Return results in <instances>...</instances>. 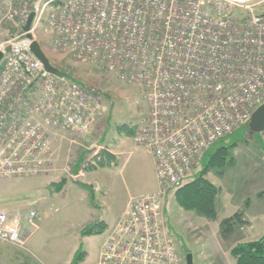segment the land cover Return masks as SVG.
Segmentation results:
<instances>
[{
    "label": "built area",
    "instance_id": "2783aa9c",
    "mask_svg": "<svg viewBox=\"0 0 264 264\" xmlns=\"http://www.w3.org/2000/svg\"><path fill=\"white\" fill-rule=\"evenodd\" d=\"M3 1L0 25L23 32L0 41V53L9 50L0 70V180L52 173L57 132L85 141L105 111L99 88L51 74L32 55L24 27L33 14L28 34L45 22L55 50L143 91L134 141L154 162L158 190L130 199L97 264H185L165 229L168 192L264 103V11L256 10L264 0ZM192 126L198 134H187ZM41 218L36 209L0 212V243L25 249Z\"/></svg>",
    "mask_w": 264,
    "mask_h": 264
},
{
    "label": "rangeland",
    "instance_id": "374dc122",
    "mask_svg": "<svg viewBox=\"0 0 264 264\" xmlns=\"http://www.w3.org/2000/svg\"><path fill=\"white\" fill-rule=\"evenodd\" d=\"M2 4L5 6L3 1ZM53 8L54 6L50 7L48 11ZM4 9L1 5L0 18ZM256 10L264 11V5ZM1 26L0 40L16 36L17 31H20V28L9 21ZM33 33L34 39L57 69V75L81 85L96 86L104 94L105 111L99 115L85 145L106 146V153L113 158L112 153L118 155L121 152H132V155L123 169L119 164L121 157L117 156L110 167H98L92 173L90 169L96 163L92 154L97 149L90 147L91 150L87 151L89 155L81 157L82 163L89 166L83 169L86 184L82 176L78 178L82 179L80 182L73 180L74 176L82 174L80 171L73 173L80 159L72 154L68 158V155L66 158L64 156L62 160L65 164L70 162V169L67 168L69 173L65 172V177L57 174L58 176L53 177L54 180L45 176L0 180V212L10 214L17 210L39 211L42 218L37 221V229L26 236L29 237L26 250L22 249L37 264H74V260H79L78 264H97L105 236L121 218L127 201L131 197L147 193L154 185V162L143 148L134 143L139 110L144 103L143 91L135 85L118 80L115 75L102 72L96 66L81 63L55 50L52 35L45 22ZM76 143L84 145L78 141ZM222 147L228 148L226 159L227 162L233 160L232 165L219 167L217 159L206 175L208 182L220 190L216 198V219L206 220L195 212L184 210L177 202V191L173 190L168 195L165 229L169 237L177 242V252L185 264L188 255L192 256L193 264H217L212 262L213 257H217L218 264H228L229 261L223 258L224 244L213 234V229L218 227L220 219L226 215L246 209L261 214L263 216L261 222H257L256 233L264 234V194H261L264 192V132L252 134L242 127L216 143L213 150ZM60 157H56V165ZM202 170L203 167L199 164L184 186L192 182ZM89 173L92 174L87 175ZM62 179L67 184L57 193L53 186ZM98 222L104 226L101 233L82 235L84 228Z\"/></svg>",
    "mask_w": 264,
    "mask_h": 264
},
{
    "label": "trees",
    "instance_id": "16d2710c",
    "mask_svg": "<svg viewBox=\"0 0 264 264\" xmlns=\"http://www.w3.org/2000/svg\"><path fill=\"white\" fill-rule=\"evenodd\" d=\"M244 127L247 131H249L247 125ZM236 131L231 135L236 133ZM231 145L235 146L236 144ZM213 149L214 148H211V150L206 151L202 156L200 165L203 167V170L201 171V173L192 182L188 183L185 186L183 185V188L180 187L178 190H176L177 202L184 210L195 212V214H197L198 216L210 220H214L217 218L216 198L219 193V189L208 182V180L206 179L207 172L211 171L213 167L212 165L216 163L215 160L217 159L219 167L223 168L232 165L233 162V160H228L227 162V147H222L216 150ZM111 158L113 157L108 155L106 152H102L101 160H98V162L95 164H92L91 162L92 167L90 170H95L98 167L109 165V160H111ZM93 160L96 161L94 158ZM66 184L67 181L62 179L60 182L55 183L53 187L54 189H56V192L59 193L65 188ZM240 224H243L241 214H237L232 216L231 218L223 220L220 225L222 236L224 238H228L230 235H232L234 229ZM103 227L104 226L102 223H95L94 225L84 228L82 230V235L91 236L99 234L101 233ZM81 254L85 256L84 252H81ZM230 256L235 264H264V234L257 239L237 243L230 250ZM78 261L74 260L73 263L78 264Z\"/></svg>",
    "mask_w": 264,
    "mask_h": 264
},
{
    "label": "crops",
    "instance_id": "0c3cea01",
    "mask_svg": "<svg viewBox=\"0 0 264 264\" xmlns=\"http://www.w3.org/2000/svg\"><path fill=\"white\" fill-rule=\"evenodd\" d=\"M2 1L3 0H0V6L2 5L5 8L4 9L5 11L3 13V15H4L6 12V5L7 4L5 1H3L5 4V6H4L2 4ZM7 31H10V29ZM3 40L4 39H2L0 41H3ZM81 143H83L85 145L87 142L82 141ZM77 145L78 146H76L75 143L72 144V138L70 136L64 134L63 132H57V138L54 141V150L56 152V155L59 157L61 156V157H60V160L58 161V164L56 165V170H54L53 173L48 174V176H45L46 178H50L51 180H54L53 177L58 176L57 174L65 177V170H66L65 168H67V166L70 165V162H67L65 164L62 162V160H63L64 156L66 158V155H68L67 156V158H68L71 156L70 154H72L73 156H77L80 159V161L77 162V165H75V167L73 169L74 171L72 170L73 173L80 171V173L82 174V177L84 178L83 182L86 181V179H85L86 176H84L85 171H83V169L85 170V168H88L89 166H87L85 163H82L81 157H83L82 155L88 154L87 151H89V150H87V147H90L91 145L90 146H86V145L84 146V145H81L79 143H77ZM94 146H100V147L104 148V150L103 149L99 150V148H98V150L92 154V158H94L96 160V163H97L98 160H101V158H102V152H104V151L107 152V149L105 148L106 146H102L99 144H94ZM108 150L111 152V149H108ZM85 152H87V153H85ZM95 153H97V155H95ZM112 154H113L112 156H114V158H111V160H109V162H110L109 165H106L104 167H108V166L110 167V165L113 163L115 157L119 156V157H121L119 164L121 163V165H122L121 169H123L125 167L127 161L129 160V157L132 155V152H121V153H117L118 155H116L114 153H112ZM148 156L151 158V156L149 154H148ZM151 160H152V158H151ZM67 161H68V159H67ZM60 166L64 167V169L62 170V168H60ZM81 166H82V168H81ZM80 168H81V170H80ZM95 170L97 171L98 169H95ZM95 170H92V173H93V171L95 172ZM92 173H89L87 175H91ZM85 184H86V182H85ZM156 188H157V183H156L155 167H154V185H153V188L150 191H148L147 193L155 191ZM143 194H146V193H143ZM143 194H140V195H143ZM261 194H264V192ZM261 194H259V195H261ZM140 195H138V196H140ZM262 197H264V195H262ZM131 198H133V197H131ZM130 199L127 201L121 215L123 214V212H124L128 202L130 201ZM237 214H241V219H242L243 224H240L239 226H237L234 229L232 235H230L228 238H224L222 236V233H221V226H220L221 222L223 220L231 218L232 216L237 215ZM262 216L263 215H261V214L258 215L256 213L251 212V211L246 209V210H243L239 213L236 212V213H233L232 215H226V217L220 219L221 222L218 223L217 228H214L215 230L213 229V234L217 240L220 239L223 242V244H224V246H223V258L225 261H229L228 264H235V262L233 261V259L230 256V250L237 243L254 240V239H257L258 237H260L261 235H263V234L258 235V233H256L257 222H261L260 220H261ZM204 219L209 220L207 218H204ZM164 220H165V217H164ZM216 221H219V220H216ZM165 228H166V223H165ZM227 239H229V241H225ZM174 242L176 243L177 249H178L177 242L176 241H174ZM212 262L213 263L217 262V264H218L217 257H213ZM0 264H37V263L32 259V257L28 256L26 251L19 249L15 246L0 243Z\"/></svg>",
    "mask_w": 264,
    "mask_h": 264
},
{
    "label": "water",
    "instance_id": "95a60500",
    "mask_svg": "<svg viewBox=\"0 0 264 264\" xmlns=\"http://www.w3.org/2000/svg\"><path fill=\"white\" fill-rule=\"evenodd\" d=\"M34 15L32 14L28 22L24 28L25 32H29L31 28V24L33 21ZM27 38L31 41L30 50L35 55V57L40 60L44 66L45 69L50 72L51 74H57V69L50 63L48 57L44 53L43 49L41 48V45L34 39L32 34H28ZM3 59V55L0 53V62ZM248 129L250 133L257 134L264 132V104L261 105L252 115L251 120L248 124ZM82 181V179H80ZM187 264H193V259L191 255H188L186 257Z\"/></svg>",
    "mask_w": 264,
    "mask_h": 264
},
{
    "label": "bare ground",
    "instance_id": "6f19581e",
    "mask_svg": "<svg viewBox=\"0 0 264 264\" xmlns=\"http://www.w3.org/2000/svg\"><path fill=\"white\" fill-rule=\"evenodd\" d=\"M234 11H238L237 9L236 10H234ZM45 19H46V17H45ZM2 28V26L0 25V29ZM19 28V27H18ZM25 28V27H24ZM31 29V28H30ZM17 32H19V33H22L23 32V28H20V31L18 30ZM28 35V33L26 32V36ZM57 50V49H56ZM8 49H7V51H6V53H1L2 55H3V58H6V56H7V53H8ZM57 51H59V52H62V53H65V54H67V55H69V56H71V58H73V56H72V54L70 53V52H67V51H61V50H57ZM30 52H31V50H30ZM32 53V52H31ZM32 55L35 57V55L32 53ZM36 58V57H35ZM37 59V58H36ZM74 59V58H73ZM38 60V59H37ZM38 61H40V60H38ZM41 62V61H40ZM1 63V62H0ZM42 63V62H41ZM2 65V67H1V69L0 70H3L4 69V63H2L1 64ZM42 65H43V67H44V69H45V66H44V64L42 63ZM46 70V69H45ZM47 71V70H46ZM48 72V71H47ZM233 93H229L228 91H226L224 94H223V98L226 100L229 96H231ZM264 104V103H263ZM262 104V105H263ZM259 108V107H258ZM257 108V109H258ZM256 109V110H257ZM255 110V111H256ZM251 120V119H250ZM250 122V121H249ZM249 124V123H248ZM247 124V125H248ZM203 125H209V123L207 122V121H204V123H203ZM200 126H202V125H200ZM244 126H246V124H244V123H239L238 124V126H237V129L236 130H238V129H240V128H242V127H244ZM235 130V131H236ZM234 131V132H235ZM199 133V131L197 130V127L196 126H192L191 128H189V130H188V135H196V134H198ZM232 133H230L229 135H231ZM229 135H227V136H229ZM227 136H225V137H227ZM224 137V138H225ZM134 143H135V141H134ZM217 142H215L211 147H209L208 149L210 150L211 148H213L214 147V145L216 144ZM136 144V143H135ZM137 145V144H136ZM139 146V145H138ZM208 151V150H207ZM194 174V173H193ZM192 174V175H193ZM191 175V176H192ZM190 176V177H191ZM189 179V178H188ZM187 179V180H188ZM187 180H185L184 181V183L180 186V187H182L184 184H185V182L187 181ZM180 187H178V188H175V189H172V190H170L169 192H168V195L170 194V192H172L173 190L174 191H176V190H178ZM158 190V188H156V190L154 191V192H156ZM154 192H150V193H154ZM27 211H23V210H17V211H15V212H13V213H10V215H15V214H17V213H22V214H25ZM107 236L108 235H106V237H105V239H104V241L106 240V238H107ZM100 252H101V250H100ZM99 256H100V253H99ZM98 260H99V258H98ZM187 262V261H186ZM98 263V262H97Z\"/></svg>",
    "mask_w": 264,
    "mask_h": 264
}]
</instances>
